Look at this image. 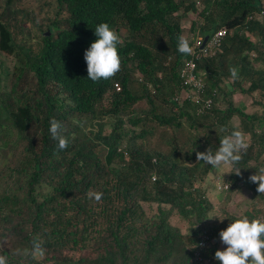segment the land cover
Wrapping results in <instances>:
<instances>
[{"label":"trees","instance_id":"16d2710c","mask_svg":"<svg viewBox=\"0 0 264 264\" xmlns=\"http://www.w3.org/2000/svg\"><path fill=\"white\" fill-rule=\"evenodd\" d=\"M0 1V178L7 173L22 192L17 205L0 191V255L8 264H189L207 228L200 264H220L216 239L237 214L216 210L209 174L227 200L249 189L242 214L264 219V193L249 179L264 166V0H201L200 9L198 0H33L50 8L44 24L32 5ZM190 14L191 32L228 29L215 53L195 59L198 101L178 97L191 55L177 51V37ZM101 22L121 38V68L93 82L84 52ZM237 93L255 109L236 105ZM52 118L69 139L64 150L51 137ZM154 124L166 150L146 144ZM178 129L189 132V150ZM222 129L242 131L248 145L223 175L196 160L197 151L215 152ZM34 237L43 256L31 254Z\"/></svg>","mask_w":264,"mask_h":264},{"label":"clouds","instance_id":"9594fccd","mask_svg":"<svg viewBox=\"0 0 264 264\" xmlns=\"http://www.w3.org/2000/svg\"><path fill=\"white\" fill-rule=\"evenodd\" d=\"M215 31L206 36L192 32L194 36L190 38L179 35L177 37V51L182 55H192L193 50L202 48ZM94 33L97 38L85 50L84 60L87 65V78L93 82H99L102 79L112 78L120 71L121 59L117 46L122 41L117 32L107 22L97 24ZM197 37L201 39L200 45H194ZM204 37H206L205 41ZM229 72L233 81H235L238 78V68L235 66L230 67ZM178 97L182 99L180 93ZM49 124L51 137L57 141L58 149H66L69 145V139L63 134L64 127L61 122L52 118ZM222 131L227 133V129H222ZM247 147L242 131L234 129L220 139L215 152L210 148L204 152L197 151L196 160L203 161L213 168H217L222 164L235 166L242 159V150H246ZM236 172L239 174V169H236ZM258 173L251 175L249 179L257 184L258 193H264V166L259 168ZM87 195L99 202L103 193L91 192ZM219 236L221 242L226 245L222 250L217 249L214 253V259L218 260L220 264H264V219L259 217L249 219L247 215H237L226 228L220 230ZM42 244L43 242L39 238L34 237L31 254L43 256ZM25 251L27 254V250ZM0 264H8L7 257L0 255Z\"/></svg>","mask_w":264,"mask_h":264},{"label":"rangeland","instance_id":"374dc122","mask_svg":"<svg viewBox=\"0 0 264 264\" xmlns=\"http://www.w3.org/2000/svg\"><path fill=\"white\" fill-rule=\"evenodd\" d=\"M1 2V1H0ZM34 1L33 0H20L17 1L15 4L17 7H23L24 5L26 6H31V9L33 10V13L35 14V16L37 18L42 17L43 20V24L45 23V21L47 20V14H51L50 8L49 7H44L42 8L41 11H39L37 6H34V4H32ZM34 6V7H33ZM203 4L201 0L197 1V8H202ZM20 15V14H19ZM20 18V16L18 17ZM193 18H196L195 14H190L188 17H184L182 19L184 28L186 30V36L188 38L193 37L194 34L193 33H197V29L195 32H191V30L189 29V26L191 24V20ZM25 25L28 26V22L24 23ZM23 24V25H24ZM197 28V27H196ZM3 60L5 62V64L7 66L11 65V58H7L3 56ZM4 77L0 75V84L4 83ZM135 87L137 88L138 86L135 85ZM235 104L241 106L242 108L246 109V110H253L255 109L254 106H251V100L247 99L246 97H242L240 94H235ZM233 121L235 123H237V119L235 117H233ZM153 124V123H151ZM153 131L152 134L146 136V144L150 147H157V148H162L164 150H166L168 148V146L170 145V143L166 144L165 142H162L161 139L163 137V135L161 134V127L158 126L157 124H154L152 126ZM177 130L176 134L178 136V141L181 143V147L184 148L183 150H189L191 147V140L187 141V135H189V132L186 130ZM181 131V132H179ZM168 136H164V138H166ZM167 140H169L167 138ZM229 169L228 165L226 164H222L220 166V168L217 170L219 174L223 175V173L225 171H227ZM209 178H207L206 181V190H207V194L210 197L211 201L215 204V208L216 210L221 206V205H225L229 211L235 213V214H242V212H244L249 204H251V191L249 189H247L246 187H243L240 189V191H235L234 194L229 198V200H227L226 198H224L225 194L224 192H220L216 185H215V181H214V177L215 174L213 176V173L209 174ZM213 179H212V177ZM12 181V178H9L8 174L5 173L1 178H0V191L2 193V196H7L8 199L14 198L15 199V204H19L20 200L19 198L22 197V192L17 191V189L15 187H13L12 184L8 185V182ZM214 183V185H213ZM8 187L9 190L5 191V188ZM218 212V211H217ZM213 216V215H211ZM213 220V217L210 218V220L208 221V224L211 223ZM215 240V239H214ZM216 241L218 242L219 248H224L226 247V245H224L221 242L220 236L216 239Z\"/></svg>","mask_w":264,"mask_h":264},{"label":"built area","instance_id":"2783aa9c","mask_svg":"<svg viewBox=\"0 0 264 264\" xmlns=\"http://www.w3.org/2000/svg\"><path fill=\"white\" fill-rule=\"evenodd\" d=\"M226 32L227 28L225 26L218 28L207 40L206 44L202 48L193 50L191 57L184 62L182 68H180L179 76L182 78L183 86L187 85V88H181L180 98L191 97L193 100L198 101V98L200 97L198 91L203 87V80L200 76H196L195 74V59L201 55L215 53L219 48L221 39L226 34ZM200 44L201 39L200 37H197L194 45ZM205 103H208V101ZM216 180L217 187H222L219 176L216 177ZM223 187H227V184H223ZM210 242H212V239L209 236V232L207 228H203L199 233V239L197 243L198 247L193 250L189 264H200L204 260L202 249L209 246Z\"/></svg>","mask_w":264,"mask_h":264},{"label":"water","instance_id":"95a60500","mask_svg":"<svg viewBox=\"0 0 264 264\" xmlns=\"http://www.w3.org/2000/svg\"><path fill=\"white\" fill-rule=\"evenodd\" d=\"M46 34H49V31H48V30L46 31ZM205 40H206V37H204V41H205Z\"/></svg>","mask_w":264,"mask_h":264}]
</instances>
